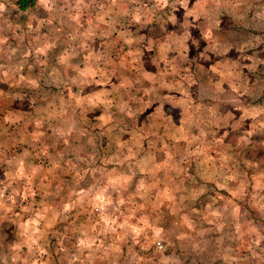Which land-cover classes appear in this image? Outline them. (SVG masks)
<instances>
[{
    "label": "rangeland",
    "instance_id": "rangeland-1",
    "mask_svg": "<svg viewBox=\"0 0 264 264\" xmlns=\"http://www.w3.org/2000/svg\"><path fill=\"white\" fill-rule=\"evenodd\" d=\"M15 1L0 264H264V0Z\"/></svg>",
    "mask_w": 264,
    "mask_h": 264
},
{
    "label": "trees",
    "instance_id": "trees-1",
    "mask_svg": "<svg viewBox=\"0 0 264 264\" xmlns=\"http://www.w3.org/2000/svg\"><path fill=\"white\" fill-rule=\"evenodd\" d=\"M18 2L21 8L34 5V0H19Z\"/></svg>",
    "mask_w": 264,
    "mask_h": 264
},
{
    "label": "crops",
    "instance_id": "crops-1",
    "mask_svg": "<svg viewBox=\"0 0 264 264\" xmlns=\"http://www.w3.org/2000/svg\"><path fill=\"white\" fill-rule=\"evenodd\" d=\"M18 1H19V0H16L15 2H16V4H17V6L19 7V9H21V10H26V9H28L29 7L31 8V7L35 6L38 0H34V5L26 6V7H24V8H21V7H20Z\"/></svg>",
    "mask_w": 264,
    "mask_h": 264
},
{
    "label": "built area",
    "instance_id": "built-area-1",
    "mask_svg": "<svg viewBox=\"0 0 264 264\" xmlns=\"http://www.w3.org/2000/svg\"><path fill=\"white\" fill-rule=\"evenodd\" d=\"M157 245H158L159 247H161V242H160V241H158V242H157Z\"/></svg>",
    "mask_w": 264,
    "mask_h": 264
}]
</instances>
